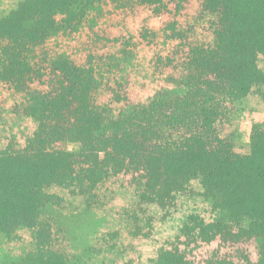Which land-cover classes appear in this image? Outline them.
<instances>
[{
	"label": "trees",
	"instance_id": "obj_1",
	"mask_svg": "<svg viewBox=\"0 0 264 264\" xmlns=\"http://www.w3.org/2000/svg\"><path fill=\"white\" fill-rule=\"evenodd\" d=\"M86 32L78 53L50 50ZM145 49L138 85L125 64ZM247 98L264 101V0H21L0 15V121L29 124H0V264L122 258L117 231L74 246L82 209L62 211L105 208L118 182L140 205L206 204L145 264H264V128L240 144L233 121Z\"/></svg>",
	"mask_w": 264,
	"mask_h": 264
},
{
	"label": "rangeland",
	"instance_id": "obj_2",
	"mask_svg": "<svg viewBox=\"0 0 264 264\" xmlns=\"http://www.w3.org/2000/svg\"><path fill=\"white\" fill-rule=\"evenodd\" d=\"M20 1L0 0V15L14 9ZM157 25V19L150 21L151 30H156ZM87 35L90 36L87 32L85 35L74 34L68 36L69 39L64 36L50 44V50H52V53L76 54L79 52V48L82 49V44L89 41L86 38ZM145 50L136 52L134 59L129 60L125 64V73L138 85L151 72L147 63L150 53L147 49ZM236 107L233 121L237 128V141L240 144H245L254 124H259L264 128V101L247 98L240 101ZM14 121L16 122L14 123L13 120L8 121V119L5 120V123L0 121V124H4L5 130L1 136L9 137V128L11 126H13L15 131L29 128V124L26 121L19 119ZM78 148L77 143L68 144V151L71 153L77 152ZM191 187L195 193L199 191L197 183H192ZM111 190H113V196L103 209L96 208V205H91V207H88L90 210H87L85 203L79 199H75L72 205L73 208H70L71 210H68L67 206L62 208V211L66 214L73 213L78 208L82 209L77 215L73 213L75 220L69 225L74 238V246L78 249L94 245L97 242L96 236L101 232L107 234L119 232L122 238L120 250L122 258L117 252L109 254L107 251L94 260V264H145L147 255L153 247L152 244L155 242L161 243L168 238H172L178 232L185 214L193 209L204 211L206 208V204L195 195L177 198L174 206L161 210L155 205H140L136 199L131 195L129 196L127 191L120 189L119 182L111 186ZM132 217L134 218L133 220H131ZM148 231L151 232L146 237L147 239L126 237L130 232L136 233V236L143 235L145 232L146 236ZM21 237L24 239V235ZM24 242H28V240L24 239ZM106 243L114 244L116 240H108ZM22 246L27 245L22 244ZM117 251H119V248H117Z\"/></svg>",
	"mask_w": 264,
	"mask_h": 264
}]
</instances>
